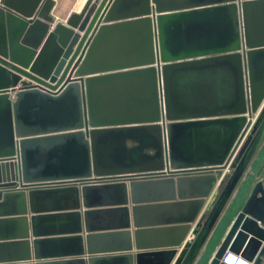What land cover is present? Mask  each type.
Returning <instances> with one entry per match:
<instances>
[{"label":"water","instance_id":"obj_1","mask_svg":"<svg viewBox=\"0 0 264 264\" xmlns=\"http://www.w3.org/2000/svg\"><path fill=\"white\" fill-rule=\"evenodd\" d=\"M55 4L0 0V264H200L244 191L264 264V0Z\"/></svg>","mask_w":264,"mask_h":264},{"label":"rangeland","instance_id":"obj_2","mask_svg":"<svg viewBox=\"0 0 264 264\" xmlns=\"http://www.w3.org/2000/svg\"><path fill=\"white\" fill-rule=\"evenodd\" d=\"M59 1L61 4V7H63V8H65V7L70 8L75 2H78V0H59ZM81 2H82V0H81ZM246 196H247V192L244 191L242 197H240L239 200L235 201L234 204H231V203L228 204V206L226 208V211H227L226 217H225L223 223L221 224L220 228L218 229L216 235L213 237V239L210 243L209 253L204 258V261H205V259L207 260L213 256L214 251L217 249L216 245L219 246L218 244H220V242L222 241L226 231L230 227V225H231L232 221L234 220L236 214L241 209L242 204H243Z\"/></svg>","mask_w":264,"mask_h":264},{"label":"crops","instance_id":"obj_3","mask_svg":"<svg viewBox=\"0 0 264 264\" xmlns=\"http://www.w3.org/2000/svg\"><path fill=\"white\" fill-rule=\"evenodd\" d=\"M55 1H56V4H55L54 9H53V14L58 19L65 20L71 12L80 11L86 0H82V2H81V0H78V2H75L70 8H68V7L63 8V7H61L59 0H55ZM189 79H191V78H189ZM189 79H187V80H189ZM199 80H201L203 84H205L209 81V84L214 85V77L210 78V77H206V76H201ZM217 247L218 246L216 245V248ZM210 259H211V257L207 260L205 259V261L203 260L200 264H209Z\"/></svg>","mask_w":264,"mask_h":264},{"label":"built area","instance_id":"obj_4","mask_svg":"<svg viewBox=\"0 0 264 264\" xmlns=\"http://www.w3.org/2000/svg\"><path fill=\"white\" fill-rule=\"evenodd\" d=\"M231 256H233V260L230 261ZM222 261L226 264H252L250 261L244 259L240 255L232 254L231 252L227 251L224 255Z\"/></svg>","mask_w":264,"mask_h":264},{"label":"bare ground","instance_id":"obj_5","mask_svg":"<svg viewBox=\"0 0 264 264\" xmlns=\"http://www.w3.org/2000/svg\"><path fill=\"white\" fill-rule=\"evenodd\" d=\"M233 260V256H231V258H230V261H232Z\"/></svg>","mask_w":264,"mask_h":264}]
</instances>
